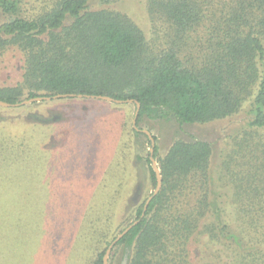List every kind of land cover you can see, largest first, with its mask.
I'll list each match as a JSON object with an SVG mask.
<instances>
[{"label": "trees", "instance_id": "trees-1", "mask_svg": "<svg viewBox=\"0 0 264 264\" xmlns=\"http://www.w3.org/2000/svg\"><path fill=\"white\" fill-rule=\"evenodd\" d=\"M93 1L0 0V56L11 48L24 55L22 80L0 86V100L73 93L132 100L135 111L140 103V130L128 108L104 120L110 139L119 138L112 153L102 148L91 180L84 181L83 165L71 164L80 156L64 153L67 172L78 181L71 185L74 197H60V205H54L63 221L62 261L71 249L66 264H104L108 246L133 222L134 213L139 222L113 248H123L127 264H192L188 244L202 235L233 247L228 264H264V0H147L154 28H160L152 41L126 13L91 9ZM191 43L199 44L198 52H189ZM251 98L247 127L232 136L233 148L221 162L219 178L231 186L232 214L225 213L229 202L213 195L212 144L176 138L163 154L155 143L162 186L142 216L149 194L143 195L150 185L156 187L157 176L150 151L134 148L139 136L151 144L141 123L225 119ZM27 118L18 128L20 138H0V163L4 173L12 160L20 167L13 178L14 205L21 208L19 194L27 192L32 215L48 221L58 176L44 163L52 150L44 148L36 131L54 118L33 112ZM132 164L143 171L137 186ZM9 175L0 182L5 181L3 195L10 193ZM124 203L132 213L122 219ZM9 206L0 201V211ZM114 257L112 252L109 264Z\"/></svg>", "mask_w": 264, "mask_h": 264}, {"label": "rangeland", "instance_id": "rangeland-1", "mask_svg": "<svg viewBox=\"0 0 264 264\" xmlns=\"http://www.w3.org/2000/svg\"><path fill=\"white\" fill-rule=\"evenodd\" d=\"M90 8H110L126 13L143 29L146 37L150 41L153 40L154 36H157L156 32L160 29L154 28L148 11L147 0H112L110 3L95 0L92 2ZM160 35L163 37V30L160 31ZM165 40L164 37V42ZM191 44L189 52H198L196 49H200L199 44ZM23 65L24 55L17 48H11L0 56V86H13L21 81L24 72ZM26 99V97H22L21 101ZM251 100L252 98L246 101L238 113L225 119L183 125H180L175 120L146 119L141 123V127L150 130L153 135L157 136L158 140L155 143L159 144L162 154L167 152L176 138H184L187 140L198 139L210 142L213 147L211 169L215 178L212 186L213 195L219 194L218 197L220 200L229 202L231 186L224 185L219 178L221 162L225 158L224 155L233 148L234 141L232 140V136L247 125ZM127 108L135 111V106L132 102L116 103L93 97H79L77 95L73 97L51 98L49 100L9 107L0 106V138H8L12 134L13 137L20 138L18 128L28 120L27 116L31 112L39 113L47 119L54 118L45 123L44 126H41L40 131H36L38 134L36 136L44 142V148L49 147L52 150L50 152L51 156L44 163L48 165L50 172H54L60 179H56L59 185L55 189L54 194L50 192L49 196L51 202L53 201V205L51 202H48V205L51 207L48 209L47 216L51 227L54 229L52 230L53 233L50 234L51 230L45 228L46 224L49 227L45 215L41 216L36 213V216L32 215L33 212L31 210L33 207H30L29 202L31 200L25 198V196H29L27 192L26 195L24 192L19 194L21 208L20 206L14 205L16 197L13 190L16 187V183L13 178L18 168H20L19 165H15V161L12 160L10 164L12 168L8 169L9 171L7 173H4L3 170L6 169L5 164L3 162L0 163V182L3 180V174H10L9 187L11 188L9 195H3L1 192L2 189H0V201H5L7 205L10 204L8 208L0 211V264L67 263L66 261L70 258L71 249H68L67 253L65 251V258L67 260L63 262L62 254L64 252L62 253V250L64 249H62L63 241L60 234L63 221L59 212H54V205H60L59 201H57L60 197H74L77 192L71 185L78 181V177L68 174L67 160L64 158V153L70 151L77 158L80 156V162H71V164H74L75 167H81L83 165L87 177L84 181L91 180L92 176H96L95 169L99 162L102 148L104 146L105 148H109L104 153L111 152L114 149L112 148L114 142H117L119 138L117 136L118 138L116 137L113 141L110 139L108 131L106 130V125H108L106 124L107 119L115 117V112H126ZM33 133L36 134L35 132ZM150 147L151 144L145 136H139L134 140V148L136 151L146 154L147 151H150ZM132 165L134 167V183L137 186L143 180V171H140L141 168L138 164ZM52 169L54 170L52 171ZM2 172L3 174L1 175ZM27 174L25 173L23 178L28 182L29 177H25ZM2 183H5V181ZM155 188L150 185L143 196L145 197L149 194V197ZM12 195L14 197H11ZM131 196L132 194L128 198L130 199ZM26 201L27 203H25ZM39 203L42 207H46L45 201L39 200ZM126 203L121 207L122 219L124 216L132 213ZM232 212L233 207L229 202L227 203L225 213L231 215ZM210 214L213 215V211ZM130 218L129 222L134 221L135 214L132 213ZM33 220H37V226L36 223H33ZM115 250H112L115 256L114 264H123L126 260L123 248L120 247L117 251ZM188 250V259L192 264H228L234 260L233 247L211 242L207 235L193 238L188 244Z\"/></svg>", "mask_w": 264, "mask_h": 264}, {"label": "water", "instance_id": "water-1", "mask_svg": "<svg viewBox=\"0 0 264 264\" xmlns=\"http://www.w3.org/2000/svg\"><path fill=\"white\" fill-rule=\"evenodd\" d=\"M73 96H75V94H73V93L57 94V95H54L52 97H50V96H38V97H33V98L23 100V101L17 102V103H8L6 101L0 100V106L9 107V106H16V105L25 104V103L38 102V101L47 100V99L49 100L51 98L73 97ZM77 96L99 98V99L107 100L110 102H116V103L132 102V100H120V99H116V98H113V97L108 96V95L77 94ZM139 110H140V103L137 102V108H136L135 115L133 118V123H134L135 128L137 130H140V128L136 125ZM143 131L149 136V138L151 140V147H150L151 155H150V157H151L152 165H153L154 170L156 172L157 184H156V188H155L154 192L152 193V195H150L148 197V199L145 203L144 212H143L142 216L145 214V211L147 210L148 204L150 203L152 198L160 191L161 186H162V175H161L160 167L158 165L156 158L154 157L155 140H154L153 134L148 129H143ZM138 222H139V220H134L132 223H130L128 226H126L120 233H118V235L116 236V238L114 240H112V242L108 246L106 253L104 255V264H109L110 254H111L113 248L115 247V245L117 244V242ZM126 262L127 261L125 260L123 264H126Z\"/></svg>", "mask_w": 264, "mask_h": 264}]
</instances>
